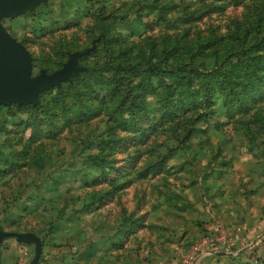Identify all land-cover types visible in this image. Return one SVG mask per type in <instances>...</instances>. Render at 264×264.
Masks as SVG:
<instances>
[{
    "label": "rangeland",
    "instance_id": "374dc122",
    "mask_svg": "<svg viewBox=\"0 0 264 264\" xmlns=\"http://www.w3.org/2000/svg\"><path fill=\"white\" fill-rule=\"evenodd\" d=\"M93 1L47 0L34 9L3 17L8 30L32 51L34 74L41 68L53 71L62 66L72 50L85 48L93 41L96 45L100 31L92 15L98 4ZM162 1L171 3L162 20L150 11L145 12L141 21L124 7V11L132 13L129 21H133L107 23L111 30L123 32H129L131 23L135 24L143 33L132 35L130 42L139 46L147 45L152 38L160 42L165 35L171 44L181 45L180 52L185 53L186 43L195 53L197 63L212 62L209 49L198 48L208 38L217 39L219 48L224 49L232 40L239 46L244 37L253 39L264 32V0ZM111 9L110 6L106 10ZM43 95L49 98L47 93ZM83 96L88 98L87 94ZM71 101L72 96L67 95L66 102ZM18 105L24 104H0V151L4 152L0 157V229L51 233L52 239L58 233L65 235L71 231L78 238L76 230L82 225L95 234L106 230L119 239L126 231L132 236L130 227L134 223L133 227L139 226L134 234L139 232L143 237L141 243L148 253L156 249L158 229L157 226L149 229V223L163 220V209L157 199L164 187L175 185L183 194L187 193L186 185H202V169H214L220 161L229 162L233 158L239 140L237 119L249 117L216 103V111L195 121H185V115L178 122L159 124L146 138L133 128L115 126L112 134L118 140L108 141L103 148L99 140L108 125L114 123L107 122L103 112L79 117L69 107L66 118L58 105H49L51 111H56L50 114H36L35 109L25 110ZM231 112L236 113L233 118L229 116ZM38 115L43 117L38 126L24 123L25 119ZM142 125H147V121ZM188 127L193 132L185 140L183 135ZM152 165L157 168L151 169ZM126 179L127 187L114 189V185ZM107 190L111 191L106 193ZM86 204L98 205V209L80 212V207ZM140 216H144V222L135 219ZM147 226L148 230L142 229ZM27 247L33 255L34 246ZM158 248L162 253L164 247ZM199 262L197 259L189 264Z\"/></svg>",
    "mask_w": 264,
    "mask_h": 264
},
{
    "label": "trees",
    "instance_id": "16d2710c",
    "mask_svg": "<svg viewBox=\"0 0 264 264\" xmlns=\"http://www.w3.org/2000/svg\"><path fill=\"white\" fill-rule=\"evenodd\" d=\"M93 2L98 4L92 11L97 21L96 29L102 33L98 34L94 48L79 57L84 68L61 85L42 91L38 104L18 105L19 108L35 109L36 114H50L56 111H51L49 105H58L66 118L69 107L75 109L79 117L103 112L107 122H114L108 125L106 134L99 140L106 148L108 141L115 138L112 134L115 126L133 128L146 138L159 124L178 122L185 115L187 122L208 115L217 110L216 103L232 111L247 112L264 99V32L253 39L244 37V43L239 46L232 40L224 49L219 48L217 39L208 38L198 48L201 51L208 48L212 62L197 63L195 53L186 43L185 53H181V45L171 44L165 35L160 42L148 35L152 39H148L147 45L139 46L135 41L130 42L132 35L143 33L135 24L131 23L129 32H123L111 30L107 23L110 20L133 21H129L132 13L124 11V7L131 9L141 21H144L145 12L150 11L156 12V17L162 20L171 3L162 0ZM110 6L111 11H107ZM89 58H93L92 61L82 62ZM44 93L49 98H45ZM85 94L87 99L83 98ZM67 95L72 96L70 104L66 102ZM233 115V112L229 114ZM41 119L43 117L39 115L32 116L24 123L38 126ZM143 121H147V125H142ZM192 132L193 128L188 127L183 139H188ZM3 155L0 151V157ZM153 168L157 166L152 165ZM126 186L127 179L114 185V189Z\"/></svg>",
    "mask_w": 264,
    "mask_h": 264
},
{
    "label": "crops",
    "instance_id": "0c3cea01",
    "mask_svg": "<svg viewBox=\"0 0 264 264\" xmlns=\"http://www.w3.org/2000/svg\"><path fill=\"white\" fill-rule=\"evenodd\" d=\"M263 109L264 99L247 112H236L249 114L245 115L249 117L237 119L236 153L229 162L222 160L214 169H202V185H186L187 193L183 194L175 185L164 187L157 199L158 206L163 209V220L149 223V229L155 226L158 229L155 250L144 252L143 237L139 232L134 234L139 226L133 227L132 220V236L126 231L119 239L106 230L95 234L80 225L76 230L78 238L71 231H63L65 235L58 233L55 239L50 238L51 233L33 231L41 240V252L34 264H189L185 256L192 262L198 259L201 264H264ZM86 205L79 211L96 212L98 209ZM129 217L131 215L127 219ZM143 217L133 218L144 222ZM142 229L148 230V226ZM222 232L231 235L230 250L197 252L210 247ZM8 236L12 239L6 240ZM28 245L34 246L33 255L29 254ZM159 245L164 247L162 253ZM36 250V240L7 235L0 245V264H30ZM145 254L150 255L146 257Z\"/></svg>",
    "mask_w": 264,
    "mask_h": 264
},
{
    "label": "water",
    "instance_id": "95a60500",
    "mask_svg": "<svg viewBox=\"0 0 264 264\" xmlns=\"http://www.w3.org/2000/svg\"><path fill=\"white\" fill-rule=\"evenodd\" d=\"M47 0H0V104L10 105L12 102L19 104H37L40 102V93L47 88L59 86L64 80L79 73L84 66L79 57L88 53L95 46V41L85 48L69 52L68 59L62 66L48 71L41 68L38 73H33V53L3 23L7 15H17L27 9H34L37 4ZM17 235L20 239L37 241V250L34 255V264L41 252V240L33 231H14L0 229V245L7 235Z\"/></svg>",
    "mask_w": 264,
    "mask_h": 264
},
{
    "label": "built area",
    "instance_id": "2783aa9c",
    "mask_svg": "<svg viewBox=\"0 0 264 264\" xmlns=\"http://www.w3.org/2000/svg\"><path fill=\"white\" fill-rule=\"evenodd\" d=\"M219 227L222 226L221 223L218 224ZM231 235L226 233V232H222L219 236H218V240L215 243H212L210 245V247L204 249L202 251V253H209V252H213V251H219L221 249L226 248L227 250L231 249ZM196 248H198V245L196 246ZM186 261H192V260H188L186 259Z\"/></svg>",
    "mask_w": 264,
    "mask_h": 264
}]
</instances>
